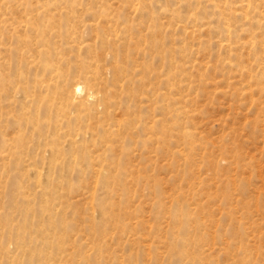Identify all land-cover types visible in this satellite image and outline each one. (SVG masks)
Instances as JSON below:
<instances>
[{"label": "rangeland", "instance_id": "1", "mask_svg": "<svg viewBox=\"0 0 264 264\" xmlns=\"http://www.w3.org/2000/svg\"><path fill=\"white\" fill-rule=\"evenodd\" d=\"M34 32L36 100L52 63L112 108L44 105L52 137L0 151V264H264V0H0L7 84Z\"/></svg>", "mask_w": 264, "mask_h": 264}, {"label": "bare ground", "instance_id": "2", "mask_svg": "<svg viewBox=\"0 0 264 264\" xmlns=\"http://www.w3.org/2000/svg\"><path fill=\"white\" fill-rule=\"evenodd\" d=\"M38 30H39L38 27H34L32 29V31H36V32H38ZM154 35L155 34L152 33L150 36H146L143 39L145 40V42L149 41V46L151 48L155 47L154 45L156 44L155 42L156 36ZM38 41L39 38L38 35L36 34L34 37H31L28 43H25V46L28 47V54H33V55L28 56V54H22L21 57L22 66L18 69L15 68L13 71L15 74H18L19 76L18 80H15L10 84H7L6 76L3 75L5 70H2V65H0V109L3 106H5L7 102L9 103L10 100L12 102L9 104V106L14 105L15 107L14 117L11 123L8 125V127H3L0 119V151L11 152V149L13 150L14 144L17 143V141L18 142L22 141L30 133H32V135L35 134L40 137H47V139H50V137H52V133L50 130L47 131V129L44 126L42 128L39 125L34 126L31 123L32 114L35 113L40 107L43 108L44 105L45 108H47L48 112L49 111L51 112L53 108H56V112H57L60 105H62V107L64 105H69V104H76V105L81 104L84 106H88L90 101L96 100L93 104L97 105L102 103L103 104L102 107L106 111V113L107 112L109 113L110 109L112 108V104L109 99V94L106 93L105 95H102L104 94L105 91L108 92V84H107L108 81L103 77V75L98 74L97 72L95 73L93 72L91 74L93 75L92 80L96 82L95 85H93V88L97 89L96 91L97 94H94V92H92V90L95 91L93 88L90 87L86 88L84 84L79 81L72 82L70 84L69 82L60 80L63 81L60 83L57 77V73H59L60 68L56 66V64H52V63L46 65L47 69L49 67L48 69L49 75L45 74L44 76H42L41 79L38 81L37 87L32 86L33 93H35L34 89L39 90V94L36 95L41 98L36 100L37 98H34L31 94V85H30L31 82L28 76L30 72L29 65L36 62L37 59H41V57H43L44 55V52H46L42 49H38V46L40 45ZM41 43H43L42 40ZM102 43H103L102 44L103 47L108 48V43L106 44L105 41ZM112 45L114 46V44ZM112 50L115 49L112 48ZM29 58L33 59V61L28 62ZM35 67H38V69L40 70L41 62L39 63V65L36 63ZM113 72H114V77H113L114 86L118 88L119 87L122 88V83L125 77H122V75L120 74L126 73L125 68L117 66L114 68ZM85 77L88 78L89 76L85 75ZM33 83L35 82L33 81ZM100 95L103 96V99L101 98ZM78 98H79V102L74 103L76 100H78ZM32 106L34 107L33 112L31 110ZM103 132L108 133L106 129H103ZM116 132H118V135H123L124 133L123 129L121 128H119ZM39 147L40 149H43L44 152H47L46 145ZM73 149H74L73 143L71 140L67 145H63V146L56 145L55 147V151H57L58 153L70 151Z\"/></svg>", "mask_w": 264, "mask_h": 264}]
</instances>
